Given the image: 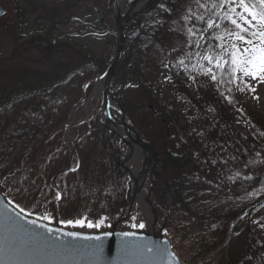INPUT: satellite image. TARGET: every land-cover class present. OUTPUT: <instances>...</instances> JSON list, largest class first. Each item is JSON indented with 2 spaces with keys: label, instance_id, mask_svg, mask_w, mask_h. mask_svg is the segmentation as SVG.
Here are the masks:
<instances>
[{
  "label": "trees",
  "instance_id": "obj_1",
  "mask_svg": "<svg viewBox=\"0 0 264 264\" xmlns=\"http://www.w3.org/2000/svg\"><path fill=\"white\" fill-rule=\"evenodd\" d=\"M113 2L104 0L96 17L109 42L119 39L111 21ZM242 12L229 0H151L124 27L121 60L110 86L128 122L156 154L157 222L183 264H264L249 243L248 228L252 218L264 236V118L254 137L244 138L234 127L242 121L235 116L236 91L245 97L249 76L233 71L229 53L236 40L229 31L236 29L228 18L247 27L239 19ZM18 17L22 22L21 13ZM256 30L243 35L259 46L251 36ZM23 37L14 38L11 56L0 61V188L12 206L31 218L45 221L48 215L62 227L70 226L69 220L96 223L103 218L111 225L132 193L120 140L97 112L82 121L83 113L75 109L108 70L110 55H95L66 38L53 40L48 32ZM228 48L224 61L229 62L217 67ZM158 75L166 78L174 97L165 106L154 96L161 90ZM119 86L128 93L120 95ZM73 113L77 117L67 144L64 135ZM193 127L200 129V139ZM203 146L213 149L214 162ZM72 150L75 168H69ZM201 205L214 209L201 213ZM247 209L249 217H243ZM180 220L207 237L184 248L191 238L179 235Z\"/></svg>",
  "mask_w": 264,
  "mask_h": 264
},
{
  "label": "rangeland",
  "instance_id": "obj_2",
  "mask_svg": "<svg viewBox=\"0 0 264 264\" xmlns=\"http://www.w3.org/2000/svg\"><path fill=\"white\" fill-rule=\"evenodd\" d=\"M134 1L136 0H114L113 5H112V16H111V21L114 25L116 22L120 23L122 18L126 15V12L128 11V9L130 8V4ZM103 2L104 0H47V2H45L44 4H41L38 1H33V0H0V7L4 11L3 15L0 16V61H6L11 56L12 52L15 49V41H14L15 37L24 36L23 39L32 38L36 34H44L45 32H48L53 38V40L58 39V38H66L70 40L72 43H75L77 46H80L84 50L94 53L95 55H98L100 52L105 51L106 54L110 55L109 58L107 59L108 65H109L108 67H110L115 57L118 40L117 42L116 41L109 42L108 36L104 34L102 31H100L97 25L98 21L96 17L98 16V12L100 11V8ZM117 5L118 7H116ZM145 7L143 8V10L145 9ZM143 10H141L139 13H141ZM18 13H21L23 16L22 22L20 21L22 19L19 20ZM133 18H131L129 22ZM123 33H124V28H123ZM235 44L241 49L246 47V45L240 43L239 41H236ZM21 47H25V46H20V49H23ZM229 51H230L229 48L225 49V51L220 55L219 60L224 61ZM120 60L115 69V74H116L117 68L119 67ZM165 61L163 63V66H165ZM158 67H159V64H158ZM115 74H114L113 81L115 80ZM164 75L166 77V74ZM261 75H264V74H261ZM158 77L159 78L157 82L160 83L161 90L157 89L156 91H154V96L163 106H165V104L172 102L174 97L172 96V94L170 93L169 89L166 86V78L164 76L160 77L159 75ZM205 78L207 79L206 82L210 81L207 77V74L205 75ZM96 81L93 85L92 92L88 96H86L76 106L75 109H78L79 110L78 112L81 111L83 113L82 121H85L86 119H88V117H90L91 115L97 112L99 118L104 122V124H107L110 128H113V130L114 129L116 130L117 127H113L112 123H109L107 121L106 114L102 110V97H103L102 88L99 87L97 91H94ZM113 81L111 82V84L113 83ZM191 83L193 82H189L188 84L189 92L194 98H197L195 91L193 89V85ZM247 85H248V91L244 98H242L239 92L236 91L240 104L237 106V109L235 111L236 112L235 116L237 119H242V121H240L239 123L236 121L234 123V127L236 131L244 138L254 137L256 135V131L259 129L260 130L262 129L260 126L259 118L260 117L264 118V83H261L259 78H257L256 80H253L249 76ZM253 88H255V91L251 90ZM119 91H120V95L122 94L124 95L125 93H128V91L124 90L121 86H119ZM177 100L179 101L180 99L177 97ZM115 111L113 110V112L111 113L113 114L112 119L115 122H119L116 117L117 111L116 112ZM76 117H75V113H73L71 121H70V126L67 128L65 132L64 136H65V140L67 144H69V133H70L71 128L75 125ZM261 132H264V131H261ZM192 133L196 137H198V139H200L202 136L200 129L198 127H193ZM122 141H124V138H122ZM122 141L120 140V149L122 151L121 154L123 153L122 156H124V154L128 155L129 150L127 148L126 149L124 148V145H123L124 143H122ZM203 150L206 152L207 157L212 162H214L215 157H214L213 149L203 146ZM73 152L74 151L72 150V153ZM139 155H137L136 157L133 156L132 158L133 161L129 165H127L128 167L127 169L129 170V173L130 171L133 172L134 170L139 171V164L142 167L145 166L144 161L140 159ZM155 158H156L155 160L154 159L151 160V164H150L151 166L150 170H152V173H151L152 176H153L154 170L156 169L159 163L156 157V154H155ZM76 159L77 158L75 154V157H72V161L69 165V168L76 167L77 165ZM127 178H128V174H127ZM152 181H153V177L152 179L148 178L147 187L144 189V194L147 196V198H149L150 201H152L151 209H152L153 214L151 213V216H152V219L155 216L156 223H157V227H155V232L158 233L159 229H162V228L159 226L157 222V213L154 207V194H153ZM129 182L132 187V183L130 180ZM52 186L54 187L55 184H52ZM150 189H151V195L149 194ZM0 191L5 197L3 189L0 188ZM212 206L213 205H201L199 206L200 208L199 212L204 213V212L210 211L211 209H214V207ZM124 209L119 215V217L123 214ZM46 210H47V207L42 208V211H46ZM137 210H138L137 211L138 215L136 216L137 219L133 220L132 219L133 216L130 215L124 221L123 225L125 227L130 228L132 231H141V232L150 233L151 227L147 226L144 223V218L142 219L138 218V216H141L142 212L139 208H137ZM248 215H249V210L247 211V213H245L244 216L249 217ZM249 220H250L248 224V228L250 230V233H249L250 242L249 243H251L252 248L259 251V258L261 259L264 257V236L262 235L260 228L257 227L254 222H251L252 218H250ZM57 221L58 220L55 218V220L49 219V220H45L44 222L47 224L55 225V223H58ZM116 221L114 223H116ZM87 223L89 222L88 221L85 222V224ZM134 223H144L145 228L140 229L138 227L137 228L131 227V225ZM176 226H177L176 227L177 231L179 230L180 236L183 235V236H187L188 238H191V240L189 239V242H190L189 244L185 242L183 244V247L186 249L190 247L192 242L194 243L195 241H197L196 239L200 238L201 235L203 237H207V233L204 230H203L204 231L203 233L201 228H197V227L190 225L187 220H180L179 222L176 221ZM109 227L110 226L107 223H104L99 228H89L87 226L85 227L68 226L66 227V229L69 228V229H75L81 232H90V231H103V230L108 229ZM163 235L166 236L164 233ZM258 246H261L262 250L258 249Z\"/></svg>",
  "mask_w": 264,
  "mask_h": 264
},
{
  "label": "water",
  "instance_id": "obj_3",
  "mask_svg": "<svg viewBox=\"0 0 264 264\" xmlns=\"http://www.w3.org/2000/svg\"><path fill=\"white\" fill-rule=\"evenodd\" d=\"M149 1L132 2L120 23H115L119 35L115 57L106 73L96 81L94 91H97L99 87L102 88V110L106 114L107 121L112 123L113 127H117L113 130L105 124L109 132L121 141L126 134L130 142L139 149L146 150L150 158L155 160V153L151 146L139 138L110 93V85L124 46L123 28L131 18L143 10ZM3 13L0 7V16ZM113 110L117 111L116 117L119 122L112 119ZM122 143L125 142L122 141ZM130 150L132 148L129 146V153H131ZM72 157H75L74 152ZM123 157L122 166L132 183L131 199L116 223L103 231L81 232L66 229L58 223L51 225L28 217L13 207L0 191V264H182L173 251L170 240L163 235L162 229H159L158 233L155 232L157 227L155 216L150 233L132 231L123 225L130 216V212L127 211L132 207L139 191V187L135 186L127 169L129 155L124 154ZM150 164L151 161H149ZM150 167L148 178L152 179ZM147 168L144 169L147 170ZM149 194L151 195V189ZM150 207L152 208V203ZM244 215L245 213L242 216ZM124 232L132 233V236L124 237L122 235Z\"/></svg>",
  "mask_w": 264,
  "mask_h": 264
},
{
  "label": "snow or ice",
  "instance_id": "obj_4",
  "mask_svg": "<svg viewBox=\"0 0 264 264\" xmlns=\"http://www.w3.org/2000/svg\"><path fill=\"white\" fill-rule=\"evenodd\" d=\"M229 2L233 4H237L239 8L243 10L242 13H239L240 21H243V25H247V27L242 26L237 19H233L229 17L230 23L234 26L236 31H229V36L233 37L236 41L246 45L244 48L238 47L236 44H232L231 47L233 51L229 53L231 60L230 62L234 65L233 71L243 72L245 76H250L253 80L259 78L261 83H264V0H229ZM199 4V0H197ZM203 6V5H201ZM233 13H235V9H232ZM244 13L247 15L245 16ZM250 17V19H249ZM209 28L213 27V23H209ZM256 28L257 30L251 33L252 37H255L259 40V46L254 42L253 39L246 38L243 33H246L248 29ZM188 32L191 33L192 29H188ZM218 39H223V37H218ZM208 59L209 63H212V58L205 57ZM229 61H221L217 60V67H223V64L228 63ZM183 64V61H180ZM209 71H211L209 69ZM211 79L216 81V75L212 74ZM255 91V88L251 89ZM62 199V194L57 192L55 195V200L60 201ZM23 210V209H21ZM45 220H49L50 217L48 215H44L42 217ZM133 220L137 218L135 216L132 217ZM67 224L70 226H78V227H89V228H99L104 224V219L101 218L98 222L92 223L89 222L85 224L84 219H78L75 221L69 220ZM133 228L144 229V223H134L131 225ZM124 237L132 236V233L124 232L122 234ZM99 239V237H96Z\"/></svg>",
  "mask_w": 264,
  "mask_h": 264
},
{
  "label": "bare ground",
  "instance_id": "obj_5",
  "mask_svg": "<svg viewBox=\"0 0 264 264\" xmlns=\"http://www.w3.org/2000/svg\"><path fill=\"white\" fill-rule=\"evenodd\" d=\"M124 148L129 150V146L132 148L131 153H129L128 151V155H129V160L127 162V165H129L132 161H133V156H137L140 153V159H142L145 163V166L142 167L139 164V171H130V178L134 181V184L136 187H139V191L136 195V198L133 202L132 207L130 208L129 211L130 215L132 216H137V208H139L141 210V216H138V218L142 219L144 218V223L153 228V219L151 216L152 210H151V203L152 201L149 200V198H147V196L144 194V189L147 187V180H148V174H149V161H151L152 158H150V156L147 154L146 150L143 149H139L137 146H135L132 142H130V140L127 138L126 134H124ZM147 168V170H145L144 168ZM128 168V167H127ZM55 180H53L54 182ZM52 184H55L53 183ZM153 214V213H152Z\"/></svg>",
  "mask_w": 264,
  "mask_h": 264
}]
</instances>
